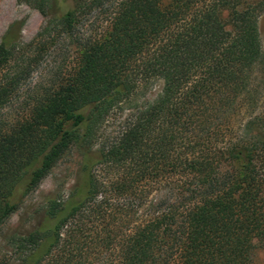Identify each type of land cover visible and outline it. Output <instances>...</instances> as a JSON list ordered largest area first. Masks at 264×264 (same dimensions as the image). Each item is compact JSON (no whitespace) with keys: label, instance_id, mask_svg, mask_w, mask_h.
I'll use <instances>...</instances> for the list:
<instances>
[{"label":"trees","instance_id":"1","mask_svg":"<svg viewBox=\"0 0 264 264\" xmlns=\"http://www.w3.org/2000/svg\"><path fill=\"white\" fill-rule=\"evenodd\" d=\"M263 13L264 0H122L106 35L81 45L75 69L24 118L0 125V227L70 149L79 156L69 194L47 198L36 228L18 238L20 264H42L61 245L56 262L68 263L92 221L101 264H260L264 111L252 106L261 100L253 77L264 64ZM75 16L49 20L41 34ZM13 35L12 25L1 38L0 71L13 59ZM18 78L0 83V111ZM157 79V98L96 148L111 110ZM243 109L251 111L234 125ZM111 168L122 173L104 180Z\"/></svg>","mask_w":264,"mask_h":264},{"label":"rangeland","instance_id":"2","mask_svg":"<svg viewBox=\"0 0 264 264\" xmlns=\"http://www.w3.org/2000/svg\"><path fill=\"white\" fill-rule=\"evenodd\" d=\"M122 0H0V41L4 33L13 25L15 53L13 59L0 71V83L10 77H19L14 94L0 111V125L24 118L35 99L43 89L67 77L78 64L80 48L89 39H101L110 28L115 8ZM70 9H76L72 26L64 27L61 22H53L50 35L41 34L48 21L58 18ZM55 23V24H54ZM259 30L264 53V13L259 20ZM18 32V33H17ZM163 88L161 80H154L137 96L136 100L121 103L111 110L99 125L94 146L99 148L112 145L115 140L135 120L136 105L153 101ZM253 88L261 98L255 111H264V64L255 67ZM251 110L243 109L233 118V124H240ZM79 156L74 148L41 180L36 189L23 197L17 210L0 227V264H20L21 245L18 238L36 228L42 219L46 199L50 196H67L78 179ZM122 170L111 168L102 171L104 180L113 181ZM117 200V199H116ZM114 200L123 204V200ZM113 203V201H112ZM86 219L90 218L85 216ZM85 219V220H86ZM80 217L71 221L63 230V238L77 229ZM94 223V221H92ZM87 222L81 227L79 250L68 255V263L59 264H101L95 243L96 223ZM77 233V234H79ZM255 242L259 245L256 261L264 264V246L258 233ZM63 243V242H62ZM62 245L53 251L42 264H58L56 255Z\"/></svg>","mask_w":264,"mask_h":264}]
</instances>
